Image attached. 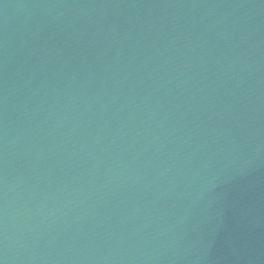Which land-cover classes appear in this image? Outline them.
<instances>
[{
	"label": "water",
	"instance_id": "1",
	"mask_svg": "<svg viewBox=\"0 0 264 264\" xmlns=\"http://www.w3.org/2000/svg\"><path fill=\"white\" fill-rule=\"evenodd\" d=\"M0 264H264V0H0Z\"/></svg>",
	"mask_w": 264,
	"mask_h": 264
}]
</instances>
